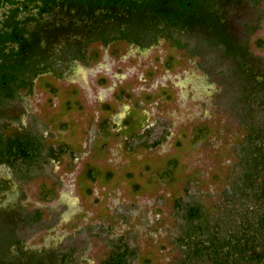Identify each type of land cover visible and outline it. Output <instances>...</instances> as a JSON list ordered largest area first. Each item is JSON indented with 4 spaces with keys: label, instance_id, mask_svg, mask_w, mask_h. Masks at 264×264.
<instances>
[{
    "label": "rangeland",
    "instance_id": "rangeland-1",
    "mask_svg": "<svg viewBox=\"0 0 264 264\" xmlns=\"http://www.w3.org/2000/svg\"><path fill=\"white\" fill-rule=\"evenodd\" d=\"M258 28L249 46L264 62V19ZM112 49L67 80L44 77L27 97L44 160L23 175L0 164V264L22 247L26 264H103L120 242L137 252L128 264H186L180 204L201 205L223 231L247 211L264 214V204L234 196L246 113L264 126V94L241 97L240 76L253 71L170 43L147 57ZM20 210L41 219L19 223Z\"/></svg>",
    "mask_w": 264,
    "mask_h": 264
},
{
    "label": "flooded vegetation",
    "instance_id": "flooded-vegetation-1",
    "mask_svg": "<svg viewBox=\"0 0 264 264\" xmlns=\"http://www.w3.org/2000/svg\"><path fill=\"white\" fill-rule=\"evenodd\" d=\"M263 19L264 0H0V149H14L15 141L22 149L25 136L41 141L21 128L19 115L41 79L67 80L111 48L114 56L123 49L147 57L170 43L193 57L215 53L234 68L264 71L249 46ZM37 216L21 213L19 223H37Z\"/></svg>",
    "mask_w": 264,
    "mask_h": 264
},
{
    "label": "trees",
    "instance_id": "trees-1",
    "mask_svg": "<svg viewBox=\"0 0 264 264\" xmlns=\"http://www.w3.org/2000/svg\"><path fill=\"white\" fill-rule=\"evenodd\" d=\"M245 70L247 69L240 68L238 71L242 73ZM249 70L253 73L240 76L243 81L241 97L244 100L250 99L251 96L257 94L256 92L264 94V71ZM249 70L247 71L249 72ZM254 71L258 72L254 73ZM245 82L249 84L246 86ZM249 115H251L250 112L246 113L249 132L244 140L240 155L243 168L240 181L243 184L238 186L234 196H239L241 199L250 197L259 205L260 203L264 204V126H254ZM12 145H14V149L11 146H8L7 150L0 149V159L12 166H15L17 159H20L22 165L31 167L39 162L44 155V146L41 141L37 142L31 136L23 138L22 149H20V145L18 147L16 141ZM88 173L92 179H95V175L91 172ZM166 174L168 173L166 172ZM179 208L182 212L184 232L183 237L178 239V244L186 253L184 263L194 264L196 260L203 258L208 260V264H264L263 213H256L254 218L248 219L249 213L252 212L247 211L244 214L245 220L238 222L233 228L223 231L217 223L210 221L201 205L180 204ZM40 218L41 216H37L36 221H39ZM18 241V239H13L9 243L15 245L19 244ZM259 247L263 252L257 255L255 251ZM20 250L18 257L11 260L3 257L1 260L5 264H23L27 254H23V247ZM136 256V250L120 242L116 243L110 256L103 264H128ZM48 258L37 256L30 259L33 260V262L30 261V264H51Z\"/></svg>",
    "mask_w": 264,
    "mask_h": 264
},
{
    "label": "water",
    "instance_id": "water-1",
    "mask_svg": "<svg viewBox=\"0 0 264 264\" xmlns=\"http://www.w3.org/2000/svg\"><path fill=\"white\" fill-rule=\"evenodd\" d=\"M73 71H70V73L67 74V77L70 76L73 72ZM27 97H25V107H26V111L25 113L23 112V110L19 113L20 115V118H22L23 120V127L21 128H24L25 131L27 130H32V131H37L40 135V132H39V129L37 127V124L33 118V115L31 113V110L29 108V105H28V102H27ZM41 137V135H40ZM41 143L43 144V141H42V137H41ZM44 146V145H43ZM44 160V155L43 157L40 159L39 162H37L36 164H34L33 166L31 167H26L22 164H16L15 166H12V165H5L8 169H10L14 174H17V175H23V174H27L29 172H32L34 171L35 169H37L43 162Z\"/></svg>",
    "mask_w": 264,
    "mask_h": 264
}]
</instances>
